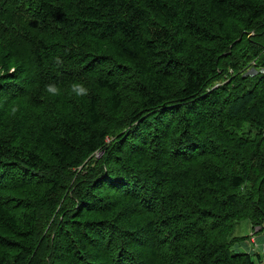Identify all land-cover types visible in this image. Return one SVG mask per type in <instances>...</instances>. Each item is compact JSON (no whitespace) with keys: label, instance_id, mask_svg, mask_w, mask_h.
I'll return each instance as SVG.
<instances>
[{"label":"trees","instance_id":"1","mask_svg":"<svg viewBox=\"0 0 264 264\" xmlns=\"http://www.w3.org/2000/svg\"><path fill=\"white\" fill-rule=\"evenodd\" d=\"M243 220L263 235L264 0H0V264H264Z\"/></svg>","mask_w":264,"mask_h":264},{"label":"rangeland","instance_id":"2","mask_svg":"<svg viewBox=\"0 0 264 264\" xmlns=\"http://www.w3.org/2000/svg\"><path fill=\"white\" fill-rule=\"evenodd\" d=\"M250 70V69H249ZM249 75H254L255 72L253 70H250L248 72ZM252 225L251 223L249 222V220H243V221H240L236 224V226L234 227V231H233V234L231 237H245L246 238V243L244 242H239L237 245L239 246V248H234L232 247L231 251L233 252H237V251H240V252H251V253H261V250L259 249H253L251 247V240L250 238L253 237L254 240H256L257 244L261 246V243H260V238L263 240V235L259 234V235H254V231L252 229ZM258 229V228H257ZM257 231H259L258 233H264L262 232L261 228L260 230L258 229ZM247 244V245H246Z\"/></svg>","mask_w":264,"mask_h":264},{"label":"clouds","instance_id":"3","mask_svg":"<svg viewBox=\"0 0 264 264\" xmlns=\"http://www.w3.org/2000/svg\"><path fill=\"white\" fill-rule=\"evenodd\" d=\"M63 63L64 61L61 57H55L56 65L62 66ZM45 91L52 97H59L63 94L61 87L54 82L45 85ZM69 94L74 95L75 97H86L89 95V88L83 81H73L69 87Z\"/></svg>","mask_w":264,"mask_h":264},{"label":"built area","instance_id":"4","mask_svg":"<svg viewBox=\"0 0 264 264\" xmlns=\"http://www.w3.org/2000/svg\"><path fill=\"white\" fill-rule=\"evenodd\" d=\"M256 230H258V229L256 228ZM250 240H254V238H253V237H251V238H250ZM263 240H264V234H263Z\"/></svg>","mask_w":264,"mask_h":264}]
</instances>
